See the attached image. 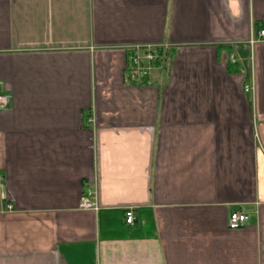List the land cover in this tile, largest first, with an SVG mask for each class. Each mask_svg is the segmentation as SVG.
I'll list each match as a JSON object with an SVG mask.
<instances>
[{
	"label": "crops",
	"instance_id": "obj_1",
	"mask_svg": "<svg viewBox=\"0 0 264 264\" xmlns=\"http://www.w3.org/2000/svg\"><path fill=\"white\" fill-rule=\"evenodd\" d=\"M259 30L264 0H0V264H264Z\"/></svg>",
	"mask_w": 264,
	"mask_h": 264
},
{
	"label": "built area",
	"instance_id": "obj_2",
	"mask_svg": "<svg viewBox=\"0 0 264 264\" xmlns=\"http://www.w3.org/2000/svg\"><path fill=\"white\" fill-rule=\"evenodd\" d=\"M257 36L259 39H264V30L257 31ZM255 40L250 37L249 44L251 47L255 44ZM140 49L135 47L131 49L128 56V70H129V79L131 81L140 80L147 73L150 66L154 64L157 60L158 55L155 48H143L142 54L139 52ZM244 91L247 93L252 92V85L246 83L244 85ZM11 97L10 94L4 90H0V110H4L9 106ZM88 121L93 124V119L88 118ZM89 197H93L92 192L84 193L78 202V208L80 209H96V204L93 200H89ZM125 223L128 225H133L135 217L131 209L125 210ZM248 217L245 212L242 211H232L228 214L227 217V228L230 230H236L244 226Z\"/></svg>",
	"mask_w": 264,
	"mask_h": 264
},
{
	"label": "trees",
	"instance_id": "obj_3",
	"mask_svg": "<svg viewBox=\"0 0 264 264\" xmlns=\"http://www.w3.org/2000/svg\"><path fill=\"white\" fill-rule=\"evenodd\" d=\"M157 52V55L159 56V52L158 51H156Z\"/></svg>",
	"mask_w": 264,
	"mask_h": 264
}]
</instances>
